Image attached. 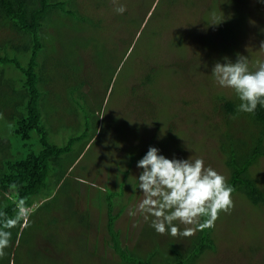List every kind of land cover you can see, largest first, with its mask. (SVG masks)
<instances>
[{"label": "rangeland", "instance_id": "374dc122", "mask_svg": "<svg viewBox=\"0 0 264 264\" xmlns=\"http://www.w3.org/2000/svg\"><path fill=\"white\" fill-rule=\"evenodd\" d=\"M70 4L79 13L74 9L65 18L51 20L42 34L48 46L44 56L52 57V69L45 71L48 81L54 80L58 88L74 86L66 95L44 91L41 110L48 138L57 144L77 138L71 152L72 156L80 155L69 169V183L63 178L67 183L61 180L53 187L54 177L47 179L53 208L39 209L32 218L31 238L27 240L37 252L32 253L27 244L24 254V246L19 245L17 264H130V255L123 248L117 250L112 242L113 233L108 232L105 219L98 221L99 227L95 224L99 216L87 222V237L97 238L90 240L87 250H83L82 237L55 240L58 234L61 239L64 234L85 230L78 229L77 223L70 231L65 224L60 225L68 220L79 224L80 216L70 210L76 206L85 210L99 194L96 185L79 184L73 178L81 174L105 180L107 175L109 186L124 182L127 194L136 181L139 185L136 162L145 154L141 151L151 145L168 158L202 157L206 166L228 179L229 169L218 145L223 141L228 144L232 138L242 149L256 129L239 117L230 118L229 124L223 122L216 96L232 98L234 92L220 87L211 69L215 62H223L224 56L233 61L237 54L247 56L250 67L264 60V49L260 48L264 0H71ZM120 5L127 9L123 14L115 11ZM76 15L84 20L75 21ZM4 36L14 39L5 32ZM15 85L0 81V137L10 142L6 146L11 154L21 144L17 137L8 135L20 111L13 96L17 94ZM59 98L69 101L56 104ZM63 103L66 106L59 108ZM124 143V151H114ZM131 151L138 159L129 164ZM249 172L264 190V155ZM74 185L80 186L74 189ZM134 191L140 193L139 204L144 194L139 188ZM70 198L73 205L67 203ZM233 200L231 213H221L212 228L214 248L204 250L192 264H264V206H252L239 191L233 193ZM55 208L60 221L53 217ZM51 219L54 225L48 223ZM151 219L145 221L136 210L128 220L122 216L116 222V226L128 225L131 240L122 237L121 242L147 257L161 236L150 228ZM194 236L181 238L189 244ZM38 241L45 242L43 248ZM167 251L168 247L161 255L158 250L164 258H156L154 264H165Z\"/></svg>", "mask_w": 264, "mask_h": 264}, {"label": "trees", "instance_id": "16d2710c", "mask_svg": "<svg viewBox=\"0 0 264 264\" xmlns=\"http://www.w3.org/2000/svg\"><path fill=\"white\" fill-rule=\"evenodd\" d=\"M70 1L0 0V81L2 82L5 79V81L9 80L12 84H16L14 92L18 95L14 94L13 96L20 106L19 116L16 118L14 126L8 131L9 136L17 137L21 141L15 153L11 154L6 146H10V142L5 143L0 137V211H6L9 216L15 215V204L13 203L15 194L11 193L9 197L3 195L9 191V185L16 184L19 189V195L21 197H28L27 204L34 209L31 216L32 221V218H34L39 209L46 210V208L50 207L52 194H50L51 188L47 179L50 176L54 177L53 187L59 185L63 178L67 179L66 181L69 183L71 181L69 175L72 173L69 169L80 155L79 153L72 156L71 152V145L77 138H70L67 143L62 144H57L48 138L46 125L42 122L45 119H43L41 110V96L44 91L52 95L56 92L60 95H66L68 92H71L68 88H73L74 86L72 84L65 88L63 86L58 88L54 80L48 81L45 71L48 67L50 70L52 69V57L51 55L44 56L48 46L45 45L47 41L45 42V36L42 34V29L46 30L51 26L48 25V22L51 20L55 18L60 19V17L65 18L74 13L75 5L70 4L68 6ZM75 11L79 13L77 7ZM74 20H84V16L76 15ZM4 32L9 34V36H14V39L11 37L5 38ZM216 98V108L223 110V122L225 124H229L230 118L239 117L244 119V123L246 121L254 125L256 129L254 137L249 140L248 145H243L242 149L238 146L241 144H238L232 138L228 144L223 141V144L218 146L224 155V164L229 169L228 183L235 188V191L244 194L252 206L256 208L264 206L263 186L258 183L254 176L251 177L249 175L250 166L255 164L264 155V107L258 106L254 114L238 113L237 106L240 101L235 93L232 95V98H226L223 94L217 95ZM63 101L68 102L69 99L59 98L56 104ZM64 106H66V103L60 105L59 108H63ZM93 137L94 135L88 141ZM88 141H86V144ZM1 143L4 145H1ZM104 143L106 145L105 141ZM125 147L126 144L124 143V145L116 147L114 151H124ZM145 151H141V153H145ZM129 155L131 157L129 164H132L133 160L138 159L134 157L132 151L129 152ZM101 170L99 169V174ZM73 179L77 183L83 182L88 186L96 185L98 189L97 193L99 194L96 196V199L93 198L84 206L85 210H80L78 206H76L77 209H73V207L71 210L69 209L70 212L73 211L80 216L79 224L75 220H68L60 225L63 227L65 224L69 230L72 227L74 229V225L77 223L78 229L84 228L85 230L64 234L61 239L58 238L61 234H58L55 240H65L72 236L82 237L83 250H87L90 240H97L95 236L87 237V233L85 232L89 229L87 222L92 217L99 216L95 224L99 227V222L105 219V226L108 232L111 231L113 233V236H110L112 242L117 246V250L123 248L126 254L130 255L127 258L130 264H154L156 258H164L158 254V250L161 251L162 255L166 247H168V251L165 255L169 254V256H166L165 264H192L204 250L214 248L213 230L205 229L197 231L196 236L191 239L189 244L181 237L174 240L169 236H160L156 240L159 244L151 249V251L155 250L152 251V255H148V257L140 255V253H136L134 248L130 249L128 244L121 242L122 237L126 240L131 238L127 232L128 225L116 226V222L120 217H126V220H128L130 216H134L129 214L130 211L135 213L138 208L137 198L140 193L134 191L136 187L135 183L131 187L133 189L126 194L127 185L124 182H120L116 183L114 187L109 186L105 181L108 180L107 175H105V180H100L99 177L97 179L96 177L87 178L81 174ZM66 181L63 180V182ZM63 182L61 187L63 186ZM77 186L80 185H74V189ZM45 198L46 200H44ZM67 203L73 205L72 198L67 199ZM58 207L59 209L63 208L60 205ZM79 211L82 215L79 214ZM54 214L55 221H60V213H58L56 208ZM48 223L54 225L52 219ZM149 224L151 225V223ZM32 226L33 223L31 224ZM30 228L24 229L22 232L19 228L12 230L13 247L7 249L8 255H6L5 259H0V264H10V262L17 264L20 260V253L18 254V251H16L19 245L25 247L22 249L24 254H26L28 249L27 244L29 245V249H32V253L37 252L34 248H31L32 242H28L27 240V238H31L29 233ZM122 230H124L123 234L121 233ZM114 231L117 232L116 235ZM18 232L20 233L19 245L15 246ZM118 235L120 236V240ZM38 243V246L43 248L45 242L38 241Z\"/></svg>", "mask_w": 264, "mask_h": 264}, {"label": "clouds", "instance_id": "9594fccd", "mask_svg": "<svg viewBox=\"0 0 264 264\" xmlns=\"http://www.w3.org/2000/svg\"><path fill=\"white\" fill-rule=\"evenodd\" d=\"M126 10L123 5L115 8L118 14ZM260 48L264 49V41ZM222 61L214 63L211 74L220 87L235 93L240 101L237 112L254 114L258 106L264 107V60L255 61L251 67L249 58L240 54L235 61L227 56ZM136 168L140 170L138 188L144 194L137 210L145 221L152 218L150 226L161 236L192 237L197 231L214 228L220 214H230L235 207V188L225 175L206 166L202 157L168 158L150 145ZM11 193L15 194V215L0 211V259L13 247L12 230L19 228L22 232L32 224L34 209L28 206V197L19 195L16 184L9 185L3 195L9 197ZM129 214L135 215L131 211ZM180 225L185 227L181 229ZM19 235L15 246L19 245Z\"/></svg>", "mask_w": 264, "mask_h": 264}, {"label": "crops", "instance_id": "0c3cea01", "mask_svg": "<svg viewBox=\"0 0 264 264\" xmlns=\"http://www.w3.org/2000/svg\"><path fill=\"white\" fill-rule=\"evenodd\" d=\"M136 184H138V182L136 181V183H135V186H136ZM138 188V186H136L134 189H137Z\"/></svg>", "mask_w": 264, "mask_h": 264}]
</instances>
